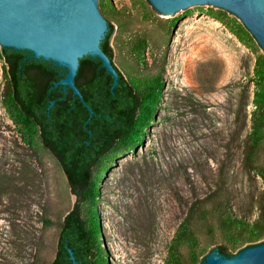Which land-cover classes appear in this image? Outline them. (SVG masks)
Segmentation results:
<instances>
[{
  "label": "rangeland",
  "instance_id": "rangeland-1",
  "mask_svg": "<svg viewBox=\"0 0 264 264\" xmlns=\"http://www.w3.org/2000/svg\"><path fill=\"white\" fill-rule=\"evenodd\" d=\"M99 11L114 26L116 66L142 82L161 76L164 92L144 143L95 168L99 196L83 206L97 213L98 264H205L221 244L237 255L249 243L222 232L211 197L226 179L235 215L255 220L264 203L247 155L263 47L226 8L169 13L151 0H102ZM2 47L0 38V264H51L76 198L38 131L7 104ZM254 158L264 173V139Z\"/></svg>",
  "mask_w": 264,
  "mask_h": 264
},
{
  "label": "trees",
  "instance_id": "trees-1",
  "mask_svg": "<svg viewBox=\"0 0 264 264\" xmlns=\"http://www.w3.org/2000/svg\"><path fill=\"white\" fill-rule=\"evenodd\" d=\"M113 31L114 26L108 22L101 48L117 70L118 83L114 85L112 74L100 58L84 56L75 77L83 100L74 95L70 87L65 89L57 84L65 77V68L51 60L33 58L28 50L2 47L7 104L16 111V118L24 129L38 131L44 147L62 167L76 198L73 208L64 217L51 264H74V260L77 264H98L102 259L97 213L90 209L85 214L83 206L99 196L95 168L112 151L133 150L144 143L163 99L161 76L142 82L128 78L116 66L110 44ZM254 78L255 110L247 140L251 162L248 169L249 173L256 170L264 179V173L254 166V154L264 139V57L256 60ZM85 103L93 110V115ZM211 201L221 212L219 226L226 236L233 237L235 229L234 241L249 243V246L264 243V203L255 220L243 214L235 215L232 191L226 179L216 186ZM217 250L226 257L235 255L226 244L217 246Z\"/></svg>",
  "mask_w": 264,
  "mask_h": 264
},
{
  "label": "water",
  "instance_id": "water-1",
  "mask_svg": "<svg viewBox=\"0 0 264 264\" xmlns=\"http://www.w3.org/2000/svg\"><path fill=\"white\" fill-rule=\"evenodd\" d=\"M102 0H0V38L3 46L28 50L33 58L51 60L67 73L57 84L70 87L81 100L75 77L80 59L90 55L102 60L118 83V73L101 41L108 30V22L99 11ZM160 10L169 13H187L202 5L232 10L254 34L264 49V0H151ZM40 47L54 45L53 50ZM91 115L93 110L87 103ZM72 253V252H71ZM74 260V257H72ZM74 264L77 262L74 260ZM205 264H264V243L249 246L233 257H226L216 249Z\"/></svg>",
  "mask_w": 264,
  "mask_h": 264
},
{
  "label": "bare ground",
  "instance_id": "bare-ground-1",
  "mask_svg": "<svg viewBox=\"0 0 264 264\" xmlns=\"http://www.w3.org/2000/svg\"><path fill=\"white\" fill-rule=\"evenodd\" d=\"M29 44L33 45L36 49H39L40 51H43V50H46V51L53 50L54 52H59V47H56L54 45L40 47V45H39L38 42L29 43Z\"/></svg>",
  "mask_w": 264,
  "mask_h": 264
}]
</instances>
